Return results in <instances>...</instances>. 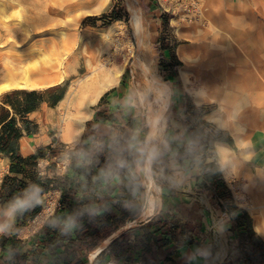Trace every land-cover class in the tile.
Wrapping results in <instances>:
<instances>
[{"label":"rangeland","instance_id":"1","mask_svg":"<svg viewBox=\"0 0 264 264\" xmlns=\"http://www.w3.org/2000/svg\"><path fill=\"white\" fill-rule=\"evenodd\" d=\"M201 1L202 11L206 17L191 21L164 16L159 10L157 0H0V3L5 6L0 9V89L8 78V72L20 77L25 69L33 66L37 59V52L30 50L31 46L36 44L49 47L55 42L62 44L65 40L62 31L68 35L76 34L71 52L62 48L59 55L52 57L59 59L65 68L61 82L54 86L36 89L0 90L1 117L14 115L12 106L6 103V94L31 90L41 93L40 101L42 102L39 109L29 115V119L36 122L39 129L36 134L25 137L29 150L23 149V153L37 150L44 144L58 140L55 143V149L58 150L57 156L52 162L57 163L55 174L60 176L64 173L66 163L69 161L70 147L81 143L84 136L90 137V141L96 136L97 146L102 150V138H120L121 146H127L131 152L130 158L137 167L139 179L131 180L128 184L136 182L140 186L134 195L129 193L132 201L128 208H137L139 212L117 230L105 228L100 234L96 248L89 252L87 264H93L90 258L91 253L103 246L108 238H115L129 227L154 217L166 202L165 188L182 192L179 209L176 208L177 205L169 208L170 214L178 216V220L182 221L180 223L182 226H189V217L193 213L191 201L195 200L198 207L203 205V200H206L203 197L204 192L196 190L200 188L193 184V176L181 174L176 167L167 162V150L174 142L168 139L171 132L175 133L178 130L180 133V131L189 130L194 135L195 131L200 130L210 134L214 130H223L226 137L233 139L232 148L236 151L237 158L244 159L241 156L242 150H245L247 158L264 152V134L257 135L253 129H248L246 123L236 120L235 126L231 125L235 128L233 129L230 126L222 127L220 120L215 121L205 117L206 114L218 113L219 105L216 101L197 102L201 88L195 73L211 71V66H207V62L215 57L210 56V50L197 45L198 42L190 31L193 25H198L202 29L207 28L208 19L220 20L223 10L234 11L241 23L244 45L251 50L252 54L264 57V0ZM16 6L18 11L13 10ZM140 16L144 28V40L141 43L135 23V19ZM180 46L188 49L189 57H186V60L178 54ZM91 61L96 63L109 61L112 65H125L119 81L123 78L127 88L126 100H121L123 109L116 115L121 120L108 126H99L98 120L93 118L97 104L95 103L88 107L90 116L85 121L81 135L72 140H65L63 128L69 111L67 101L70 95L74 96L78 92L79 81L88 73ZM188 62L193 67V71L189 69L184 74L182 67L188 66ZM67 67L70 68L68 72ZM153 76H159L170 88V100L167 94L160 92L158 82ZM75 86L77 88H74ZM178 96L183 99V105L179 108L181 114L176 112L179 105L174 104ZM164 108H166L164 118L159 121L155 136L153 135V148L158 154L151 164L149 175L145 173L144 168L148 150L147 138L153 132L150 121ZM123 113L126 117L122 116ZM237 113L235 109L232 111L235 118L231 119V122L237 119ZM59 142L68 147L61 146ZM141 149H145L143 155ZM139 160H142V163ZM47 164L46 159L40 161L43 173ZM224 169L226 176L232 180L230 171L227 168ZM197 171L199 169H196ZM232 171L235 177V181L232 180V187H229L232 195L236 194L237 198H234L240 206L244 205L248 208L245 204L250 197L245 188L248 182L245 183L242 170L232 168ZM6 174H8V160L0 155V188ZM53 174L50 172V175ZM263 174L264 169L261 175ZM60 195L61 192L57 189L40 199L41 210L49 205L45 214L46 218L40 223L29 222L30 228L22 229L19 234L21 237L26 238L42 227L55 211ZM243 199L244 201H241ZM149 207L152 208L151 215L148 214ZM3 212L0 202V223L7 219ZM12 228L13 220L10 221L9 229L0 234V238L6 234L10 236ZM115 234L116 236H113ZM221 235L220 248L224 250L226 249L225 237L223 233ZM110 262L108 264H111Z\"/></svg>","mask_w":264,"mask_h":264},{"label":"trees","instance_id":"2","mask_svg":"<svg viewBox=\"0 0 264 264\" xmlns=\"http://www.w3.org/2000/svg\"><path fill=\"white\" fill-rule=\"evenodd\" d=\"M40 94L36 90L6 94V103L12 106L14 115L0 116V155L9 161V172L0 188L3 210L30 186L37 185L41 189L39 202L16 214L10 236L0 238V264H87L89 252L96 248L102 231L107 227L119 229L139 212L137 208H128L132 201L129 193L134 195L140 186L136 182L128 183L138 180L139 175L130 158L131 152L127 146H121L120 138H102V150L97 146L96 136L92 141L84 136L81 143L70 147L69 163L60 176L55 174L57 163L52 162L57 156L55 143L58 140L37 149L32 155L22 156V136L36 134L39 129L29 115L39 109ZM186 132L192 143L199 142V148L188 149L186 167L191 169L196 163L199 177H202L199 188L213 186L218 190L222 209L239 211L236 219L242 221L239 223L241 244L253 246L254 252L249 257L264 264V241L253 229L247 212L235 204L214 153L216 141L233 147V139L226 137L223 130H214L211 134L200 130L194 135L189 130ZM42 159L48 160L44 173L40 165ZM50 172L54 174L50 175ZM57 189L61 195L53 214L34 234L20 237V231L42 211L40 199ZM173 217L169 209L163 208L149 221L128 228L95 257L93 264L110 261L117 264H164L170 261L177 264L174 255L182 245L177 239Z\"/></svg>","mask_w":264,"mask_h":264},{"label":"bare ground","instance_id":"3","mask_svg":"<svg viewBox=\"0 0 264 264\" xmlns=\"http://www.w3.org/2000/svg\"><path fill=\"white\" fill-rule=\"evenodd\" d=\"M2 6L4 4L0 3V9H3ZM13 10L18 11V6ZM205 17L202 11L201 18ZM135 23L141 43L144 40V28L141 16L135 19ZM206 26L207 28L205 29H202L198 25L190 27L191 34L194 35L198 42L197 45L206 48L208 51L210 50V56L215 57V59L210 58L207 62V66H211V71L205 73L195 71L201 88L200 96L196 99L197 102L209 103L216 101L219 105L218 113L214 115L210 114L206 117L222 121L221 124L224 127L228 126H225V124L230 123L231 119L235 118L232 114V111L235 109L238 111L236 114L237 120L243 123L246 122L247 127L250 129L263 130L264 57L252 54L251 50L244 45L241 23L234 11L227 12L223 10L220 20L208 19ZM62 35L65 39L62 44L55 42L53 45L51 43L49 47L38 46L36 44L31 46L30 50L37 52V59L35 62L33 61V66L25 69L20 77L11 75L8 72V78L1 85L0 90L13 88L36 89L43 86H54L61 82L65 68H63L59 59L56 60L52 57L59 55L62 48H66L68 52H71L74 45L72 42L76 38V34L68 35L65 31H62ZM119 44L121 45V43ZM178 54L185 60L187 59L186 57H189L187 56L188 49L184 46L178 48ZM189 64L190 62H188V66L182 67L184 74L189 69L193 71V67ZM69 69L67 67V72ZM124 70V64L112 65L109 61L99 63L91 61L88 73L80 81L78 80V92L74 96L70 95L67 101L69 111L63 128V138L65 140H72L81 135L85 121L90 116L88 107L97 103L104 92L117 84ZM154 78L158 82L160 92L167 94L168 100H170V88L159 76H155ZM74 88L77 87L75 86ZM165 112L166 108L162 109L158 115L151 119V130L153 129V121L163 119ZM147 139L146 145H148V150L153 149V132ZM21 144L22 147H25V150L28 149V143L25 139L21 140ZM219 153L220 161L224 166L231 165L234 169L239 170L243 168L242 159L237 158L229 147L220 145ZM241 155L242 158H247L245 150L241 152ZM260 172L263 171L260 170ZM245 188L250 195L249 201H246L247 203L245 204H247L254 214L256 228L264 235V184H247ZM241 201H244V199ZM48 207L49 205L42 209L38 216L31 221V224L40 223L44 220ZM28 228L30 226L27 225L24 230ZM113 236H116V234ZM112 238L108 239L102 248L106 245L108 246ZM101 251V249H98L93 252L91 260L94 261Z\"/></svg>","mask_w":264,"mask_h":264},{"label":"crops","instance_id":"4","mask_svg":"<svg viewBox=\"0 0 264 264\" xmlns=\"http://www.w3.org/2000/svg\"><path fill=\"white\" fill-rule=\"evenodd\" d=\"M126 91L127 88L122 78L121 81H119V83L116 86H113L112 88H110L109 90H107L102 94V96L100 97L99 101L96 104L93 114V118H96L98 120L99 126H108L109 124H114V122L121 120L118 117H116V115L117 113L119 114L123 109V104H121L123 101L121 100H126V96H125ZM174 104L179 105L177 106L178 109H176V112H179V114H181L179 108L180 106L183 105V99H181L180 96H178V98H175ZM123 115H125V113H123L122 116ZM208 115L210 114H206L205 117ZM124 120H126V118H124ZM236 120L237 119H234L233 122L225 124V126L228 125L231 128H233L231 125L235 126ZM221 126L224 127V125ZM177 129H179V127ZM253 130L255 131V133L257 132V135L260 133L261 135L264 134V129L263 130L253 129ZM169 135L171 136L168 139L174 142H172V147H170L167 150L166 153V156L168 158L167 162L172 164L174 167H176V169L181 174H184L185 176H189V177L193 176V184L198 185L200 181H202V177H199L200 170L196 172V169H198L196 163L195 165H193L191 169H188V167L186 166L189 163V157L187 156L188 149L199 148V142L192 143L190 136H188V133L185 130L180 131V133L178 132V130H176L175 133L171 132ZM261 135L259 136L261 137ZM26 136L28 137V135L22 136L21 140L22 139L26 140L25 138ZM21 140H20V144H21ZM52 142L53 141L44 144V146L49 145ZM181 145H183V147H181ZM220 145H225L229 147L234 154L236 153V151L232 150L233 148L227 143L218 142V141L214 143V153L218 158V163L219 165H221L220 169L222 171L224 180L229 188L232 187L233 185L232 180L235 181L234 173L232 171L233 166L231 165L224 166L221 163L220 153H219ZM23 149L24 151H28L29 145H28V149L25 150V147H22L21 144L20 153L24 157L32 155L36 152V150H30V152L23 153ZM242 161H243V168L241 170L244 176L245 183L248 182V184H255V185L264 184V174L261 175L262 172H260V170L263 171L264 169V152L260 154H255L250 158L242 159ZM68 163L69 161L66 163V166L68 165ZM222 166L230 171V176L233 177L232 180L226 176V174L224 173L225 169ZM8 172H9V161H8ZM196 190L200 191L201 193L204 192V196L203 195L201 196H203L206 200H203V205L199 207L198 204L194 202L195 200L191 201L190 206L193 207V213L189 217V226H182L180 224L182 221L178 220V216L173 217V222L174 224L177 225V231H176L177 239L180 241L182 245L178 250V254L174 255V261L177 264H231L232 262L235 261L237 264H258V261L254 260L253 257H249V255H251L252 252H254L253 246L245 247V245L241 244L242 238H240V236L242 230L241 227H239V223H241L242 221L236 219V216L238 215L239 211L235 213L234 211L228 212L222 209L221 208L222 202L218 195V190L215 189L213 186H208L205 189L196 188ZM164 192L166 194L165 196L166 202H164V204L156 213V215H158L163 208L169 209L171 206L174 208L177 205L176 208L179 209L178 207L180 204L179 200H181V196H182L181 190H171L169 188H165ZM234 197L237 198L236 194ZM235 198L234 200L237 207L242 208L247 212V214L252 220L253 229L255 230L257 235L261 237L264 241V235L255 226V217L252 211L249 210L250 208L249 207L247 208L244 205L240 206ZM198 217H200V219ZM151 218L152 217L148 218V220H144L141 222H147ZM183 221L185 222V220ZM221 233H223L225 237L226 249L224 250L220 248V243L222 241ZM113 238L111 239V241L113 240ZM106 247L107 245L103 248L101 246L98 249L103 250ZM111 263L114 262L112 261ZM164 264H172V262L169 261Z\"/></svg>","mask_w":264,"mask_h":264},{"label":"clouds","instance_id":"5","mask_svg":"<svg viewBox=\"0 0 264 264\" xmlns=\"http://www.w3.org/2000/svg\"><path fill=\"white\" fill-rule=\"evenodd\" d=\"M159 120L153 121V135L155 134L156 126L158 125ZM145 149H141V154L143 155ZM157 151L153 149L147 150V155L145 158V173H151V164L157 156ZM41 189L37 185H32L25 190L24 194L19 197H15L12 201L9 202L7 208L4 210L3 215L7 218L5 222L0 223V234L5 233L10 227V221L14 219L16 214L23 213L27 211L34 203L39 202ZM152 208L149 207L148 214L151 215Z\"/></svg>","mask_w":264,"mask_h":264},{"label":"built area","instance_id":"6","mask_svg":"<svg viewBox=\"0 0 264 264\" xmlns=\"http://www.w3.org/2000/svg\"><path fill=\"white\" fill-rule=\"evenodd\" d=\"M159 10L164 16L180 19L198 20L202 16L201 0H157Z\"/></svg>","mask_w":264,"mask_h":264},{"label":"water","instance_id":"7","mask_svg":"<svg viewBox=\"0 0 264 264\" xmlns=\"http://www.w3.org/2000/svg\"><path fill=\"white\" fill-rule=\"evenodd\" d=\"M104 250V249H103Z\"/></svg>","mask_w":264,"mask_h":264}]
</instances>
